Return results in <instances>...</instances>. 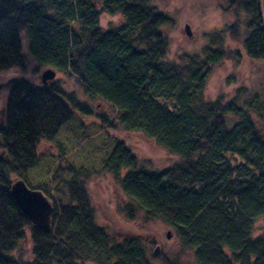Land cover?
Here are the masks:
<instances>
[{
  "label": "trees",
  "instance_id": "obj_1",
  "mask_svg": "<svg viewBox=\"0 0 264 264\" xmlns=\"http://www.w3.org/2000/svg\"><path fill=\"white\" fill-rule=\"evenodd\" d=\"M245 14L248 58L264 61L261 0H228ZM0 0V74L25 69L27 52L38 64L76 78L87 94L116 111L115 123L141 133L175 157L163 171H147L123 141L102 162V171L128 199L119 209L130 220L142 215L172 229L196 264H264V133L241 102L210 101L206 89L223 49L168 58L169 18L149 0ZM102 14L120 16L115 29L100 27ZM0 123V264H152L140 238L119 240L99 226L87 181L92 170L68 167L51 190L35 187L30 171L37 147L53 142L91 109L59 82L36 86L14 79ZM104 122H108L103 118ZM21 179L52 203L51 228L42 231L11 195ZM50 184V182H49ZM50 187V188H49ZM30 234L31 258L21 255Z\"/></svg>",
  "mask_w": 264,
  "mask_h": 264
},
{
  "label": "rangeland",
  "instance_id": "obj_2",
  "mask_svg": "<svg viewBox=\"0 0 264 264\" xmlns=\"http://www.w3.org/2000/svg\"><path fill=\"white\" fill-rule=\"evenodd\" d=\"M92 1L101 8L100 0ZM149 1L153 8L170 20L164 28L169 42V59L201 54L208 47L225 51L226 59L214 68L209 79L206 98L210 101L241 102L242 106L250 108L249 111L264 133V61H253L247 56L244 47L245 14L231 10L228 0ZM261 6L264 14V0H261ZM123 23L120 16L102 14L100 17V27L106 30L120 27ZM186 26H189L190 36ZM22 40L26 67L2 72L1 86H6L14 79H24L36 86H43L41 76L51 69L41 66L28 54L25 33L22 34ZM54 71L56 77L48 85L59 82L67 95H74L92 112L81 114L74 110V120L60 131L53 142L42 141L38 145L39 163L30 171L31 185L35 187L46 182L56 196L55 190L68 176L65 171L69 165L76 169L84 167L92 170L87 186L99 226L119 240L140 238L152 264H196L193 254L181 248L172 229L161 222L145 220L142 215L130 220L120 213L119 209L128 203V199L112 176L102 171L101 165L112 153L116 141H123L147 171H163L174 165L177 159L143 134L124 131L115 123L116 111L111 105L87 94L76 78ZM7 96L8 92L3 88L0 91V123L4 120ZM103 118L108 122H104ZM263 233L264 217L256 222L254 228L256 236ZM156 248L159 249L158 255H154ZM31 249L30 234L27 232V238L15 256L20 254L25 260L30 259Z\"/></svg>",
  "mask_w": 264,
  "mask_h": 264
},
{
  "label": "water",
  "instance_id": "obj_3",
  "mask_svg": "<svg viewBox=\"0 0 264 264\" xmlns=\"http://www.w3.org/2000/svg\"><path fill=\"white\" fill-rule=\"evenodd\" d=\"M186 32L191 35L189 26H186ZM55 77L56 72L53 69L46 70L41 76L43 86H47ZM11 195L21 212L35 227L42 231L50 230L53 205L41 191L32 190L23 180L17 179L11 185ZM170 237L169 234L168 238ZM158 253L159 249L156 248L154 255Z\"/></svg>",
  "mask_w": 264,
  "mask_h": 264
}]
</instances>
